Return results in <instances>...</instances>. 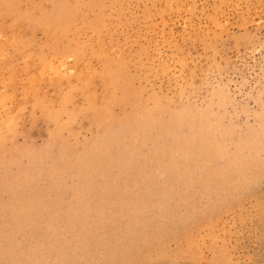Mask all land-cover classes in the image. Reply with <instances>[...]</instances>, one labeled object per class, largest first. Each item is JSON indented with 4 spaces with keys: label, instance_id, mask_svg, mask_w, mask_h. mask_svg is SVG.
Listing matches in <instances>:
<instances>
[{
    "label": "rangeland",
    "instance_id": "374dc122",
    "mask_svg": "<svg viewBox=\"0 0 264 264\" xmlns=\"http://www.w3.org/2000/svg\"><path fill=\"white\" fill-rule=\"evenodd\" d=\"M0 264H264V0H0Z\"/></svg>",
    "mask_w": 264,
    "mask_h": 264
},
{
    "label": "bare ground",
    "instance_id": "6f19581e",
    "mask_svg": "<svg viewBox=\"0 0 264 264\" xmlns=\"http://www.w3.org/2000/svg\"><path fill=\"white\" fill-rule=\"evenodd\" d=\"M62 1V0H61ZM64 7V6H63ZM65 9V8H64ZM24 16V15H23ZM61 18V17H60ZM7 41V40H6ZM6 43V42H5ZM33 64V63H32ZM38 64V63H37ZM42 68V67H41ZM55 79V78H54ZM54 85H56V84H54ZM132 257V256H131ZM121 261V260H120ZM118 263V262H117ZM125 263V262H124Z\"/></svg>",
    "mask_w": 264,
    "mask_h": 264
}]
</instances>
